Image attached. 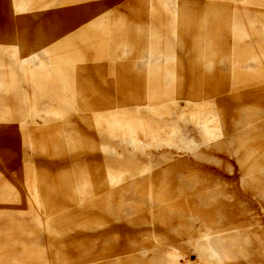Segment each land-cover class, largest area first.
<instances>
[{
	"label": "rangeland",
	"instance_id": "obj_1",
	"mask_svg": "<svg viewBox=\"0 0 264 264\" xmlns=\"http://www.w3.org/2000/svg\"><path fill=\"white\" fill-rule=\"evenodd\" d=\"M169 257L264 264V0H0V264Z\"/></svg>",
	"mask_w": 264,
	"mask_h": 264
},
{
	"label": "bare ground",
	"instance_id": "obj_2",
	"mask_svg": "<svg viewBox=\"0 0 264 264\" xmlns=\"http://www.w3.org/2000/svg\"><path fill=\"white\" fill-rule=\"evenodd\" d=\"M204 216V215H203ZM183 217V216H182ZM190 217V216H189ZM194 217H195V215H194ZM198 217V216H197ZM175 218V217H174ZM178 218V217H177ZM185 218V217H184ZM193 219V218H192ZM180 221V220H179ZM206 221V220H205ZM186 222V221H185ZM209 223V222H208ZM213 223V222H212ZM200 224H202V223H200ZM211 224V223H210ZM187 225H188V223H187ZM200 226V225H199ZM208 226V225H207ZM207 226H205L206 228H205V232H204V234L201 236V238H200V240H201V246H202V248L203 249H206L207 251H210L211 252V249H209V242H210V240H211V237H210V228L209 227H207ZM184 228V227H183ZM192 228V227H191ZM181 229V228H180ZM191 232V231H190ZM187 234V233H186ZM215 235V234H214ZM150 238V237H149ZM218 239V238H217ZM221 240V239H220ZM154 243H156V242H154ZM159 243V242H158ZM160 245V244H159ZM174 252V251H173ZM172 252V253H173ZM176 254V253H175ZM217 255V254H216ZM173 256V255H172ZM216 261H217V259H216ZM165 264H180V262L177 260V258H175V257H169L168 259H167V261H166V263Z\"/></svg>",
	"mask_w": 264,
	"mask_h": 264
}]
</instances>
